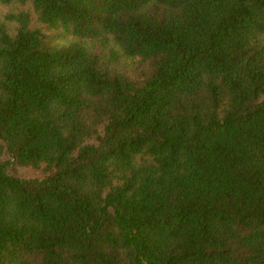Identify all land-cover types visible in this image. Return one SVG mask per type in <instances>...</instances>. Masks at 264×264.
I'll return each mask as SVG.
<instances>
[{
	"label": "trees",
	"instance_id": "obj_1",
	"mask_svg": "<svg viewBox=\"0 0 264 264\" xmlns=\"http://www.w3.org/2000/svg\"><path fill=\"white\" fill-rule=\"evenodd\" d=\"M16 3L0 264H264V0Z\"/></svg>",
	"mask_w": 264,
	"mask_h": 264
},
{
	"label": "rangeland",
	"instance_id": "obj_2",
	"mask_svg": "<svg viewBox=\"0 0 264 264\" xmlns=\"http://www.w3.org/2000/svg\"><path fill=\"white\" fill-rule=\"evenodd\" d=\"M31 9V4L28 3L26 5H21V4H11V5H2L0 4V18H2L3 20H5V16L9 13V12H16L19 10H29ZM32 12V23L34 25H40V23L37 21V15L34 12V10H31ZM7 25L9 27L10 30L15 29V23L12 21H6ZM22 173L25 175H36L38 173V171H34L33 169H22Z\"/></svg>",
	"mask_w": 264,
	"mask_h": 264
}]
</instances>
